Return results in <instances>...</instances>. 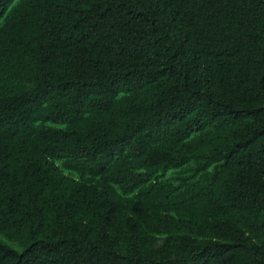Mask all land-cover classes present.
<instances>
[{
  "label": "trees",
  "instance_id": "obj_1",
  "mask_svg": "<svg viewBox=\"0 0 264 264\" xmlns=\"http://www.w3.org/2000/svg\"><path fill=\"white\" fill-rule=\"evenodd\" d=\"M0 264H264V0H0Z\"/></svg>",
  "mask_w": 264,
  "mask_h": 264
}]
</instances>
